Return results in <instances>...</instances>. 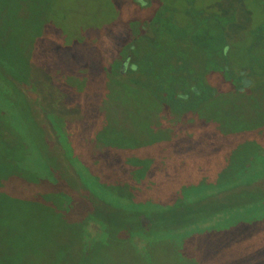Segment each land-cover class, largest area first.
Returning <instances> with one entry per match:
<instances>
[{
	"label": "rangeland",
	"instance_id": "obj_1",
	"mask_svg": "<svg viewBox=\"0 0 264 264\" xmlns=\"http://www.w3.org/2000/svg\"><path fill=\"white\" fill-rule=\"evenodd\" d=\"M252 1L197 0L215 18L202 26L196 42L206 50L234 46L230 62H239L250 44L247 33L260 18ZM42 3L50 10L27 9L23 17L26 44L21 49L24 72L29 69L23 80H28L26 88L33 93L29 101L35 103L33 110L43 124L23 127V143L31 149L23 164L10 161L0 142V226L6 232L0 239V259L6 264H14L13 259L19 264H61L65 259L80 264L84 234L105 243L96 245L87 264H264V221L190 230L176 215L179 208L167 198L203 178L205 161L189 154L195 148L196 154L203 155V142L191 145L185 134L170 131L171 120H162L164 114L154 122L139 110H131L125 118L111 109L103 71L127 49L132 51L134 24L138 29L143 22H156L172 34H180L182 25L187 30L180 13L172 12L179 6L176 0ZM144 31L154 32L151 26ZM218 80H214L216 88L223 90ZM30 111L25 104L28 123ZM109 139L117 144L107 156ZM125 143L134 148L125 150ZM128 152L133 156L128 157ZM129 159L139 162V171L126 167ZM109 162L122 165L124 176L130 169L137 171L136 186L108 183ZM152 166L156 168L142 173ZM148 190L162 203L139 204L137 193ZM130 191L135 202L124 196ZM89 195L96 199L97 208L85 200ZM62 197L68 198L64 208ZM157 199L153 196L151 201ZM159 210L168 227L159 220ZM97 216H105L108 222L107 240L102 239L106 235L102 230L95 235Z\"/></svg>",
	"mask_w": 264,
	"mask_h": 264
},
{
	"label": "trees",
	"instance_id": "obj_2",
	"mask_svg": "<svg viewBox=\"0 0 264 264\" xmlns=\"http://www.w3.org/2000/svg\"><path fill=\"white\" fill-rule=\"evenodd\" d=\"M49 1L0 0V142L6 147L7 158L17 165L23 164L24 159L31 155V149L29 146L27 149L23 143V127H40V124H43L42 119L33 110L35 103L29 101L33 98V93L26 88L28 80H23L24 74L29 72V69L24 72L22 63L21 47L26 44L23 40V17L27 9L43 12L50 10L48 4L42 3ZM137 1L143 4V0ZM176 2L179 6L172 7V12L175 16L180 13L183 22L189 25L187 30L182 25L180 34L179 31L172 34L168 33L167 27L156 22L150 25L147 21L143 22L138 24V29L134 24V32L131 34L132 51L127 49L125 55L116 60L115 65L103 71L108 97L112 99L111 109L117 117L121 115L125 118L132 114L131 110H139L147 113L154 122H159L164 114L162 120H171L170 131L185 134L187 142L191 145L203 142V155L196 154L195 148L194 154L189 153L197 160L205 161L201 172L203 178L195 185L187 184L182 194L163 196L179 208L176 215L190 230L196 227L209 229L221 224L220 228L226 229L228 226L224 224L227 223L233 226L262 223L264 0L252 1L260 18L247 33L249 47L238 58L240 61L234 64L230 62L234 46H224L221 50H206L195 40L202 26L214 19L215 15L207 14L203 7L197 5V0ZM145 4L148 5L144 2ZM143 26L152 27L154 32L151 34H155L153 42L142 40ZM146 42L153 45L148 46ZM126 56H130L134 64L124 71L121 61ZM210 79H219V86L223 90H218L216 82L210 83ZM25 104L31 108V123H28L23 112ZM165 131L167 136V127ZM116 144L117 142L109 139L106 143L108 150L104 155L109 156ZM191 145L189 144V147ZM123 147L125 150L134 148L126 143ZM224 155L227 157L224 158ZM127 156L132 157L133 153L128 152ZM218 156L221 157L220 160ZM125 165L127 168L131 165L137 171L141 167L139 162H131V159L125 162ZM155 168H144L142 173ZM120 169H123L122 165L111 163L108 183L116 187L122 184V188L136 186L135 178L138 172L130 169L129 175L124 176ZM104 186L100 189L106 191ZM137 194V199L140 200L138 202H141L139 204L145 205L147 201L157 205L163 201L150 190ZM124 196H127L129 201L136 200L131 191ZM153 196L158 199L151 201ZM67 200V197L61 198V208H64V202ZM85 200L94 208L98 207L92 195ZM156 213L160 216L163 210ZM95 219L98 224L95 235L102 230L106 233L102 239L107 240L109 225L105 216H97ZM159 220L163 226H169L165 216L161 215ZM4 230L0 226L2 240L5 239ZM80 238L84 261L79 262L87 264V259L96 249V245L101 244L104 247L105 243H101V240L93 241V237L90 239L84 234ZM13 260L14 264H19L16 259ZM0 264L6 262L0 259ZM61 264L69 262L65 259ZM244 264H247L246 261Z\"/></svg>",
	"mask_w": 264,
	"mask_h": 264
},
{
	"label": "flooded vegetation",
	"instance_id": "obj_3",
	"mask_svg": "<svg viewBox=\"0 0 264 264\" xmlns=\"http://www.w3.org/2000/svg\"><path fill=\"white\" fill-rule=\"evenodd\" d=\"M143 33H142V35H141V38H142V40H145V41H154L155 40V34L153 33V34H151V33H145V31H142ZM147 43V42H146ZM145 43V44H146ZM150 43V42H149ZM148 44V43H147ZM153 45V43L152 44H148V46H152ZM134 64V60H132L131 58H130V56H126L125 58H123L122 59V61H121V68H122V70H124V71H126V70H128L129 69V67L131 66V65H133Z\"/></svg>",
	"mask_w": 264,
	"mask_h": 264
}]
</instances>
